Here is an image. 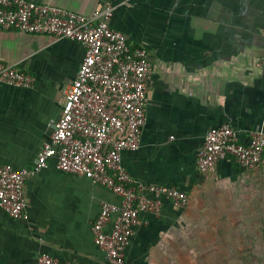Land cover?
I'll use <instances>...</instances> for the list:
<instances>
[{
    "label": "crops",
    "instance_id": "1",
    "mask_svg": "<svg viewBox=\"0 0 264 264\" xmlns=\"http://www.w3.org/2000/svg\"><path fill=\"white\" fill-rule=\"evenodd\" d=\"M30 1L84 16L115 6L112 27L148 50L154 74L147 121L140 148L123 152L124 166L136 182L178 188L189 203L181 209L165 200L160 216L142 213L126 264H181L204 233L199 210L219 209L244 185L264 189V158L251 172L232 158L211 174L197 166L211 129L229 123L247 143L264 124V1ZM85 53L70 40L0 29V60L35 78L32 88L0 83V165L35 166ZM26 197L20 219L0 207V264H38L44 253L60 264H108L92 228L104 202L120 203L117 195L62 173L51 159L28 180Z\"/></svg>",
    "mask_w": 264,
    "mask_h": 264
},
{
    "label": "built area",
    "instance_id": "2",
    "mask_svg": "<svg viewBox=\"0 0 264 264\" xmlns=\"http://www.w3.org/2000/svg\"><path fill=\"white\" fill-rule=\"evenodd\" d=\"M115 10L108 6L84 16L30 0H0V29L70 40L86 52L66 91L62 117L53 124L51 141L39 152L35 166L15 170L0 165V207L10 217L22 218L28 180L56 159L62 173L85 177L120 198L119 204H102L92 231L108 264H126L142 213L160 216L165 200L184 209L189 196L175 187L136 182L124 166L123 152L141 146L154 68L146 48L131 45L125 33L112 27ZM0 83L32 88L35 78L0 60ZM230 158L246 172L256 170L264 158V124L250 133L247 143L229 123L211 129L197 166L201 173L211 174ZM38 264L60 262L44 253Z\"/></svg>",
    "mask_w": 264,
    "mask_h": 264
},
{
    "label": "rangeland",
    "instance_id": "3",
    "mask_svg": "<svg viewBox=\"0 0 264 264\" xmlns=\"http://www.w3.org/2000/svg\"><path fill=\"white\" fill-rule=\"evenodd\" d=\"M197 215L205 219L204 233L197 235L194 256L188 252L181 264H264V189L257 193L244 185L242 192L228 193L219 209Z\"/></svg>",
    "mask_w": 264,
    "mask_h": 264
}]
</instances>
